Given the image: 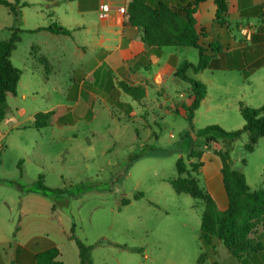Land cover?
Masks as SVG:
<instances>
[{
	"label": "rangeland",
	"instance_id": "1",
	"mask_svg": "<svg viewBox=\"0 0 264 264\" xmlns=\"http://www.w3.org/2000/svg\"><path fill=\"white\" fill-rule=\"evenodd\" d=\"M10 33L2 30L0 40L7 39ZM22 33H18L19 37ZM23 39L18 49L20 55L25 52L23 58L15 54L10 58L21 71L16 93L7 95V107H0V178L33 182L37 189L35 182L41 175L43 185L52 190L42 191L48 196L46 201L30 207L34 213V220L31 216L27 222L28 233L34 236L31 243L34 245L35 239H39L38 244L44 239L52 241L60 252V261L80 264L78 248L70 237L73 229L75 237L85 245L103 241L91 250L92 264H150L132 249L148 248L166 232L199 234L203 203L177 194L169 183L177 177L176 161L182 157L189 166L195 160L187 158L188 152L202 150L204 168L196 178L203 189L208 169L213 166L208 163V153L215 151L212 147L220 148L214 143L203 145V129L216 125L227 132L241 130L244 121L239 104L249 108L264 105L261 80H245L236 71H204L195 78L203 80L207 99L194 112L192 121L187 120L186 112L182 114L183 110L167 108L169 104L159 111L148 102L145 110L121 95L116 87L106 96L108 104L95 102L73 112L55 109L48 126L16 130L11 129L13 123L64 103V94L54 89L55 66L38 65L39 69L33 70L26 47L30 38ZM179 57H186L181 59L192 64L198 62L195 48H189V53L180 52ZM152 71L158 73L159 68ZM160 78L159 85L173 100L187 86L177 85L170 69L163 70ZM116 79L117 76L115 83ZM59 114L67 115L58 127L53 121ZM247 140L248 134L243 132L234 141L231 159L233 167L255 190L263 182L264 137L251 153L244 150ZM18 194L12 187L0 189V197L14 199ZM125 199L128 204H123ZM12 216L16 218L15 233L22 225L16 206ZM39 217L45 220L38 221ZM175 257L166 252L165 258ZM160 262L162 258L157 263Z\"/></svg>",
	"mask_w": 264,
	"mask_h": 264
},
{
	"label": "crops",
	"instance_id": "2",
	"mask_svg": "<svg viewBox=\"0 0 264 264\" xmlns=\"http://www.w3.org/2000/svg\"><path fill=\"white\" fill-rule=\"evenodd\" d=\"M162 1L170 7H193L194 2V0ZM223 1L226 6L225 25L216 22L215 0L197 2L194 19L199 42L203 48L211 44L217 45L221 52L218 57L228 61L232 66L252 69L247 78H244L238 69L220 71H236L245 80L257 77L264 84V0ZM23 2L26 5L21 9L17 28L24 33L22 37L20 36L11 57L15 54L20 59L23 58L25 52L20 55L18 49L25 41L23 37H29L30 41L26 46L27 56L32 58L33 70H38V65L49 67L52 63L55 66L54 89L64 94V103L54 105L42 113H50V116H53L55 109L73 112L82 106L90 107L95 102L108 104L106 96L108 98L116 87L121 95H125L118 88L119 83H125L144 89L145 97L140 102L134 101L141 108L147 110L145 106L149 102L156 110L162 111V108L169 104L167 108L170 110H183L182 114H185L184 108L193 100L191 87L189 83L175 76V72L184 61L189 62L187 59H181L186 57L180 58L179 53H189V48L192 47L160 49L146 47L141 41L139 30L124 25L128 0ZM102 6L109 8L104 18L99 16ZM2 9L5 8L0 6V32L10 31L14 19L7 9ZM54 25L66 29L68 35L48 31V28ZM154 67L159 68L158 73L152 71ZM168 69L171 70L173 81L177 85L181 83L187 85L185 90L179 92L177 100L171 99L159 85L163 70ZM207 70L211 69L196 74L188 70L187 75L195 78ZM116 76L117 83L114 82ZM196 80L203 81L198 78ZM206 99L207 94L201 102H205ZM36 114L38 113L31 114L26 121L13 123L11 129L18 130L30 126ZM66 115L59 114L53 124L59 127ZM212 149L217 151L214 147ZM215 151L212 154L209 152L207 156L208 163L213 166L208 169L203 189L215 203L216 209L222 212L227 208V198L221 180V162ZM204 155L203 153L200 160L202 164ZM203 168L204 165L199 169V173ZM13 184H17L19 190ZM7 187L15 189L19 196L14 199L4 195L0 197V264H34V257L38 251L31 243L34 236L31 237L27 230L30 225H27V222H30L28 218L32 216L31 219L34 220V213L30 207L33 203L45 202L48 196L40 189H36L33 182L29 184L21 179L0 178V189L5 190ZM15 206L19 208L22 225L17 227L14 233L16 218L12 214ZM42 220L45 218L39 217L38 221ZM252 239L261 245V249L244 254L240 258L232 256L220 241L213 240L209 244H204L199 234L195 235L188 231L163 233L153 243H149L148 248L143 247L141 251L133 248L129 251L138 250L136 253L142 255L144 263L150 264H158L161 258L163 262L159 264H264V229H260ZM166 252L177 257L174 260L165 258Z\"/></svg>",
	"mask_w": 264,
	"mask_h": 264
},
{
	"label": "trees",
	"instance_id": "3",
	"mask_svg": "<svg viewBox=\"0 0 264 264\" xmlns=\"http://www.w3.org/2000/svg\"><path fill=\"white\" fill-rule=\"evenodd\" d=\"M24 0H0V6L7 9L14 19V25L10 29L7 39L0 40V107L5 106L7 95L16 93L17 85L21 77V71L15 68L10 57L20 41L18 33L20 30L17 24L21 18V9L26 5ZM199 0H194L193 7H170L162 0H128L124 13V25L137 28L140 32L141 41L148 48L164 47H192L198 51V62L192 64L184 61L176 70L175 76L189 83L193 100L188 107L184 108L187 113V120L192 121L194 112L199 108L201 101L206 96V86L187 75L188 70L199 73L205 69L211 70H232L241 71L244 78H247L252 69L234 67L228 61L219 58L221 53L217 45L211 44L207 48L199 42V35L195 31L194 12ZM216 22L225 25L226 6L223 0H215ZM48 31L55 34L68 35L66 29L56 25L48 28ZM118 88L135 102H140L145 97L144 89L139 86H129L119 83ZM239 112L244 121L241 130L227 132L219 126L212 125L203 129V145L214 143L219 145L215 155L221 162V180L227 198V208L220 212L216 209L215 203L204 189L198 185L196 175L202 167V150H190L187 154L190 162L186 166L182 157L176 161L177 177L169 180L172 189L177 194H186L195 200L203 203V212L200 221V240L209 244L213 240L220 241L224 247L236 258L242 257L252 251L261 249V245L255 243L252 236L260 229H264V172L262 175V186L252 190L243 173L233 167L231 159L232 145L243 132L248 134L244 150L253 152L258 140L264 137V105L259 108H249L239 104ZM50 113H38L34 121L27 128L46 127ZM241 163L244 165L245 161ZM1 165V152H0ZM39 175L35 185L40 191H52L45 187ZM16 189L19 190L17 184ZM135 199L138 197L135 195ZM129 200H123L128 204ZM70 237L75 241L78 248L80 264H92L91 250L93 246L83 244L70 231ZM39 239L34 240L37 253L34 257V264H64L59 260L60 252L56 245L47 239L38 244ZM40 243V242H39ZM42 245V247H38ZM120 247V246H119ZM123 248V247H121ZM138 252V250H134Z\"/></svg>",
	"mask_w": 264,
	"mask_h": 264
},
{
	"label": "built area",
	"instance_id": "4",
	"mask_svg": "<svg viewBox=\"0 0 264 264\" xmlns=\"http://www.w3.org/2000/svg\"><path fill=\"white\" fill-rule=\"evenodd\" d=\"M108 6H102L101 8H100V17L101 18H104L106 15H107V13H108Z\"/></svg>",
	"mask_w": 264,
	"mask_h": 264
}]
</instances>
